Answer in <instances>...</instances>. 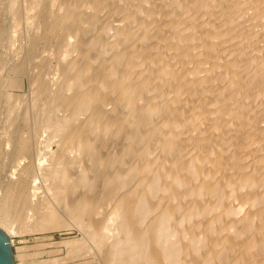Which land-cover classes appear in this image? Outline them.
Returning a JSON list of instances; mask_svg holds the SVG:
<instances>
[{
  "label": "bare ground",
  "instance_id": "obj_1",
  "mask_svg": "<svg viewBox=\"0 0 264 264\" xmlns=\"http://www.w3.org/2000/svg\"><path fill=\"white\" fill-rule=\"evenodd\" d=\"M38 3H25V13L32 10L38 18L30 24L35 33L31 39L29 29L22 37L13 36V45L20 37L26 49L35 36L51 31L54 11L52 26L47 29L46 23L43 32L41 23L49 15L41 16L40 23L33 13ZM52 5L63 14L61 20L55 16L60 25L56 19L47 39L52 36L72 55L89 38L84 39L86 29L99 25L94 38L89 32L97 41L88 42L102 47L96 46L99 55L95 48L96 53L88 50V42L86 51L77 49L83 54L77 51L68 57L61 50L68 58L62 56L54 66L60 81L54 77L48 86L42 84L47 86L43 99L49 110L43 113L60 109L62 114L59 111L55 124L48 121L54 131L44 144L50 155L44 152L52 160H41L45 155L38 145L42 155L33 153V167L53 180L47 190L56 200L51 204L47 198L45 202L36 194H24L32 206L26 204L29 209L22 214L20 206L15 207L20 200L7 187L0 198V227L12 244L18 232L74 226L84 235L70 241L69 259L92 255L102 264H264V0H56ZM116 13L124 18L120 21ZM13 72L7 85L22 92H7V97L25 98L26 83L30 91L36 78L32 82L20 68ZM63 92L68 93L60 98ZM85 111H90L88 117L74 122ZM59 131V143L70 152L68 160L51 145ZM101 133L112 145L122 139L118 143L123 149L116 143L122 150L112 151L114 146H108L107 137L101 140ZM23 137L20 143L7 139L6 145L27 149L30 137ZM104 147L106 152L111 148L108 155ZM86 156L91 163L84 161L83 166ZM73 163L80 166L79 174ZM108 164L112 170L104 173ZM99 166L105 168L101 171ZM98 177L104 188L91 193ZM78 184L82 192L76 191L82 188ZM107 196L112 206L105 203ZM21 249H15V256L24 259Z\"/></svg>",
  "mask_w": 264,
  "mask_h": 264
},
{
  "label": "rangeland",
  "instance_id": "obj_2",
  "mask_svg": "<svg viewBox=\"0 0 264 264\" xmlns=\"http://www.w3.org/2000/svg\"><path fill=\"white\" fill-rule=\"evenodd\" d=\"M11 1L12 0H0V4L2 5V9L0 11V198L2 197L3 192H4V190L7 187L10 188V189H12V190H14V191H12V190L11 191L14 192L16 199L18 198L20 200V201H18L19 203L17 202L19 205L17 204V205H15V207L16 208H17V206L18 207L19 206L22 207L21 209H20V207H19V209L17 208V210L21 211L20 213L24 214L25 211H26L25 209H27L28 207L30 208L32 206L31 205V202H30V199H29V196H27L28 199L27 198L25 199V196L26 195L24 196V194H27L28 193L31 196H33V194H34V196L37 195L36 198H39V197L41 199L44 198V199H42L44 201L47 198V200H49L48 202H50L51 204L53 203L52 202V198L53 199L55 198L53 196V192H51V191L49 192V190H47V188L50 189V187H52L53 183L52 184H49V183L53 182V180L52 179H50V180L49 179H46L44 176H41L40 174H37V172H35L36 169H34V167H33V166L36 167V161H35L36 160V157H35L36 154L35 153H37L39 155L42 153L43 154V155L41 154L42 156H44V155L47 156V158L45 156L44 157H41V160L46 161V159H48L47 161H50L49 159H51V156L48 158V155H50V153H48L49 152L48 151V147H47V145L45 146L44 144H45V142L48 139L49 133L51 132L53 134V132H52V131H54L53 125L57 122V119H55V118H57L60 115V112L59 111H61L59 109L61 106L60 107L57 106L59 110L56 108L55 110H58L56 113H54V112L53 113H50L49 112V114H46L45 115V113H47L49 111L48 109L46 110V107H45L46 105L44 104L45 99H46V96H47L45 87L47 88L48 82L50 80H54L55 81V79L57 78L60 81V77H57L56 76L58 74L54 71L56 69V68L54 69V66H57L55 64L58 63V60L59 61L61 60L60 58H63L64 57L63 59H65V57H67L68 54H69L68 57H70L72 55L77 54L78 52L79 53L80 52L81 53L82 52L84 53V51H86V49L84 50V48H87V47H88V50L89 49H91V50L93 49L94 52L97 50L96 52L98 54V49L100 50V48L102 46L100 47V44L101 43H98V42L96 44L94 43L95 45L92 44L93 46H91V43L94 42L98 38L97 37L95 40L93 39L95 37L94 32L96 30H97L96 32H98V29H99V28L96 29V27H99V25H96L95 28L94 27L93 28L91 27L92 30L94 29L93 32H91L92 31L91 28H90V31H89V29L88 30L86 29V32L88 31V33L85 32L87 35L85 36L83 34V36H85V38L84 37L83 38L85 40H86V37L87 36L89 38L87 37L88 38L87 41L85 43H83V44L85 45L88 41H90L91 43L88 42L89 45L87 46V44H88L87 43L86 44L87 47H84V45L82 46V44H81V46H78L77 45L78 48L79 47H81V48L83 47V49L79 48V50L81 49V50H84V51H78L77 50L78 48H77L76 50H74V52H76V53H74L73 50L71 51V52L74 53V54L71 53L72 55H70V53H69L70 51L68 52V50H69L68 47H64L65 50L63 48H60V46L56 44L55 38H53L52 36H50V37H52V39L50 37H48V39H50V40H48L47 39V36L50 35V33L52 32V30L54 31L55 26H56V24L53 23V22H55V20L57 18H60V20H61V17H59V16L60 15L62 16V14H63L62 10L63 9H59L58 10L59 13L57 14V12H58L57 11V8H59L57 5H55L57 7L54 6L55 8L53 7V5H52V8H50L51 7L50 5L51 4H54L56 0H53L54 2L48 0L49 2H51V4L50 3L48 4L46 2L47 0H45V1L43 0V2L41 0H39V2H41V4L38 3L39 4L38 5L39 6V10L42 11L43 14H42V12L39 13L38 12L39 10L37 8L33 11V13L34 14H36V13L38 14V15L37 14L36 15L39 16L40 23L44 19V18L42 19L41 16L45 17V16L49 15V16L45 17V18H47L46 20L44 19L42 21L43 23H41V24H45V25H42L43 27H41V30H42V28H44V26H46V23H48V22L50 23L51 22V20L53 18L52 17L53 14H51L52 11H54L53 12L54 13V18L53 19H55V20L54 21L52 20L51 23L53 24V27L54 28L51 27L52 26L51 23L50 24L48 23V25L45 28L48 29V28L51 27L49 29L51 31H48L49 33L47 31L45 33H43L46 29L44 28V30H42L43 31L42 32L43 35H45V38L44 39H47L46 42L48 43V45H47V43L44 42L45 40L43 38H41V37H44V36L41 33H39V35L41 34L42 36L40 35V37H38V36L37 37L36 36L34 37L36 44H35V42L33 40V44H32V42H29V44H30L29 47H27L26 49H23L22 46H21V44H20V41L22 39L20 37H22V34L25 35L26 31L29 29L28 30V33L30 31V33H29L30 36H31L30 39L32 38V35H33V33H35V31L33 29L34 27H32V29L30 28V24H31V21H32V24L35 23L38 18H36L35 16H33L32 10H30L31 12H29V13L27 12V14H28L29 17L25 13L27 11V7L26 6H28V4L31 1H33V0H27V1H25V0H16V2H15L14 5H11V3H10ZM76 1H78V0H76ZM43 4H45V5H43ZM24 7H26L25 8L26 10L24 9ZM47 7H49L51 9V10L49 9L50 10L49 13L47 12L48 11L47 10ZM65 11H67V9ZM44 12H45V14H44ZM46 13H48V14H46ZM117 15H118V17H116ZM25 16H27V17H25ZM116 16H115V14H113V17H114L113 18L112 17V14L110 15V17H112L113 20L115 19V17L117 19L124 18L123 17V14H120V17H119V14L116 13ZM15 17H16V19H15ZM48 17H50V19H48ZM117 19H115L116 22L120 20V19L119 20H117ZM26 20H28V22L30 20L29 25H27L28 22ZM58 20L59 19H57L56 21H58ZM16 21H17V23H16ZM14 22L16 24H18V25L16 26V24H14ZM58 24L60 25L59 21H58ZM60 32L62 33V29L60 30ZM89 32L91 34L93 33V38L91 37L92 35ZM31 33H32V35H31ZM18 35L20 36V37H18L19 40L16 41V45H13L11 43L12 42L11 39H12L13 36H18ZM90 37L93 39L92 41H91V38ZM36 38L38 40H36ZM39 39H41V40H39ZM42 43H43L44 46L48 47V49L46 47H44L42 45ZM37 44H39V47H38ZM40 44H41V46H40ZM52 44H56L57 46H59V48L58 47H57L58 49L55 48L56 45H52ZM97 44H99V47L100 48L97 46ZM33 45L35 47H38V48H34ZM89 46L92 47V48H90ZM96 46L98 47V49H96L97 48ZM51 48H53V49H51ZM94 48L96 50H94ZM35 49H37V51ZM39 50L40 51L43 50V51L40 52ZM55 50L57 52H55ZM61 50H62V52L64 51V53L67 51L68 54L67 53L66 54L62 53ZM93 51L91 53H94ZM37 52L38 53L40 52V53L38 54ZM58 52L61 55L60 54L58 55ZM95 53H94V56L96 55ZM62 54H64V55H62ZM44 55H47V56L49 55L48 57L50 59L47 56H44ZM98 55H96V56H98ZM37 56H38V58L40 57V60L41 59L43 60L44 58H46V59H44V61H38L39 59L37 58ZM42 57H44V58H42ZM23 58L25 60L21 61ZM45 60H48V61H45ZM47 62L50 65L46 64ZM22 66H23V69H22ZM15 68H17V69L20 68L21 70H24V73H26V77L29 76L31 78V81L32 82H33L34 78H36L34 80L35 82H33V83H36V84L33 85V83H31L32 84V89L31 90H32V92L34 91L33 93L35 95H33V93L30 92L31 90L28 91V85H29V83L27 82L26 83V92H27V95L25 96V98H16L15 97L14 99H11L10 100V98L7 97L8 96L7 95V92L8 93H12V94H16V95L19 92H22V91H19L16 88H12V87H10V86L7 85V81L6 80L11 75H13V73H14L13 72V69H15ZM32 77H33V79H32ZM54 77H55V79H53ZM36 80H38V81L36 82ZM39 81L40 82H43V83H38ZM37 84H40L39 87H38ZM42 84H46L47 86H44ZM33 86L34 87L37 86V88L33 90ZM36 91H37V93H35ZM41 91H43V92H41ZM62 91H63V89H62ZM64 93L67 94L68 92H63L61 94L60 98H62V96L64 97V95H66ZM43 98H45V99H43ZM38 99L39 100L41 99V100L39 101ZM35 100L36 101L38 100V101L35 102ZM57 105H63V104H57ZM119 107H121V109L118 108L120 111H125V110H122V109H125V107H123V106H119ZM42 110L45 113H43ZM41 111L43 113L42 118L44 120L47 118L46 119L47 121H44L42 118H41V120H43L44 122H47L48 123L49 118H50V121H49L50 124H52L51 122L54 120L53 121L54 124L52 126L50 125L51 126V129H50L49 123L48 124L47 123L45 124V125H48V127H47V128H49L48 129V132H45L46 126L44 125V122L43 121L39 122L40 117L42 115ZM87 112H90V111H87ZM87 112L86 111H85V113L80 112L82 114L79 113L78 117H76L74 119V122H76L75 120L77 118H79V122H81L82 119H86V117H88L87 114H89ZM50 114H52V115L55 114V117L54 116H50ZM61 114H62V111H61ZM44 116H46V118ZM37 123H38L39 127L37 126ZM41 123L44 126H42ZM37 127L40 128V130H41L40 132H39V129ZM36 128H37V130H36ZM35 130L38 131L39 133L36 132ZM57 133H59V134H57ZM57 133H56V136L53 137L54 139H53V142H52L51 145L54 146V147L52 146L53 149H57L58 148L57 151L59 150V153L61 152V154H60L61 156L63 155L62 152H64V154L66 156L63 155L64 157L62 156L61 158H64L65 159V157H66L65 160H68V157H69V153L70 152L68 153L67 151L69 149L67 151L65 150V149L68 148V147H66V145H63V146L66 147V148L64 147V149H62L64 151H62L60 149V148H63V146L61 145V142H62L61 141L62 140V133L60 131L57 132ZM37 135H38V137H37ZM45 135H46V137H45ZM22 136H25V137H23L25 139H26V136H29L30 137V138H27L26 139L27 141H30V142H28V145L29 146H31V144L34 145L35 142H36V145L37 146L28 147V145H27V149H30V153L32 154L33 157H31V154L28 152L29 150L28 151H27V149H21L20 150L19 148H15L14 147L16 145L11 146L15 142L16 143L22 142L24 140V139L21 138ZM33 136L34 137L36 136L35 137V140L33 139ZM99 136H100V139L101 140L103 139V137H104L105 140L108 138V136H106L107 138L105 136H103L102 133ZM20 138L22 139V141H21ZM40 138H42V139H40ZM43 138H45L44 141H43ZM7 139L12 140V142L14 141L13 143L11 142V145H10L11 146V149H10V147L8 145H6L7 144ZM31 139H33L34 142ZM36 139H37V141H36ZM40 140H41V142H40ZM108 140H106L107 143L108 142L111 143V140L112 139L110 140V138H108ZM59 141H61V142L59 143ZM114 141L115 142L112 141V143L114 145L108 143V146H110V145H111L110 147L114 146V147H112V149H113L112 151H114V149L118 150L120 147L122 148V146H120V145H122V143L119 144L120 142H123L122 139L121 140H118V141H120L119 143H118L117 140H114ZM38 142H40V144H37ZM116 143H117L118 146H120V147L117 146L118 149L115 146ZM38 145H39V148H38ZM7 146H8V148H7ZM43 146H45V148ZM58 146L59 147L61 146V147L59 148ZM100 146H101V144H100ZM46 147H47V149H46ZM110 147H108V151H111V148ZM33 148H35V151L36 152L32 151V150H34ZM37 148H38V150L41 153L37 150ZM100 148L103 149L102 146ZM105 148L106 147H104V150H105ZM121 148L119 149L120 151L123 149V148L122 149ZM102 149H101V151L103 152L104 150H102ZM22 150H25L24 153L23 152L20 153ZM41 150H43V151H41ZM106 150H105L104 154L105 155L106 154L108 155L109 152L107 151L108 152L107 153ZM44 151H46L48 155ZM65 151H66V153H68V156L65 153ZM25 152H27V153L25 154ZM28 153L30 154V157L32 158V160L35 161L33 163H30V164H33V165H30L29 164V162L30 161L32 162V160L30 159V157H28L29 156ZM74 155L72 156V158L74 157ZM76 155H78V154H76ZM83 156L85 157V154H83ZM130 156H131V158H130ZM130 156H129V158L132 159V155H130ZM84 157H83V162L84 161L87 162L88 161V159H87L88 157L86 156V159ZM72 158H69V160H71ZM129 158H128V161L130 160ZM64 159H62V160H64ZM76 160H77V158H76ZM78 162L75 161L74 163L79 164ZM86 162H84L83 166L85 165ZM87 163L90 164L91 161H90V163H89V161ZM109 164L105 166L108 169L105 168V167H104L105 169L103 167L100 168L101 166H99L98 170L101 169V171H102L104 169L103 172L105 173V170H108L109 171L110 170L109 168H111L112 165H114L113 168L117 166V164L113 163L111 165V167H110ZM79 165H81V168L83 167L82 164H81V161H80V164ZM79 165H78V167H77L76 164L73 165V169H75L77 167L75 169V171H76L77 174H79L78 173L79 171L77 169L78 168L81 169ZM111 170H112V168H111ZM92 171L90 172L91 174L93 173ZM101 171H96V173L98 172V173L102 174ZM106 173H107V171H106ZM100 174H97V176H99ZM103 174L100 175V176H103ZM97 179H99L98 182H100V183L97 182ZM101 179H102L101 177L95 178L96 181H93V182H94L95 186L97 185V188L94 189V187H95V186L93 187L94 184L93 185L91 184L93 188L90 187L91 188V189L89 188L90 191L92 190L94 193L97 191L96 193H98V186L103 187L102 186L103 184L101 182L102 181ZM47 180H49V181H47ZM100 184H102V185H100ZM80 185L81 184H78L79 187H82L81 189H79V188L78 189L75 188V189H76V191L78 190V191L82 192V190L84 188H83V186H80ZM28 188H29V190H28ZM72 189H74V188H72ZM101 189L99 191H101ZM20 190H21V192H23L22 195H20L21 193H19ZM30 191H31V193H30ZM32 191H34V192L32 193ZM92 191H91V193H92ZM16 192L19 193V194L16 195ZM80 192H77V193H80ZM47 193H48V195L50 197H51V194H52L51 199H48L49 196H47ZM18 195L20 197H18ZM94 195H96V194H94ZM112 196L114 197V195H112V194L110 195L111 201L113 202ZM21 197L22 198L24 197V199H22ZM110 197L109 196L106 197L105 203L107 202V200L109 201V203L111 202L110 201ZM22 200H24L26 203L25 204L24 203H21ZM26 200H28V202ZM55 200L56 199H54L53 201H55ZM112 202H111V206H112ZM20 203L22 204V206H21ZM23 204L25 206H23ZM26 204H27L28 207L26 206ZM61 204H62L63 209H64L65 207H64L63 203H60V205L59 204H56V205L57 206L59 205L60 208L62 209ZM46 205H48V204L46 203ZM105 205H104V207H105ZM59 206H58V208H59ZM107 206H109V205H106V207ZM111 206H109L107 208H110ZM25 207H27V208H25ZM63 209L61 210L62 212L64 211ZM17 210H16V212H17ZM104 210H105V208H104ZM105 211H107V209ZM100 214H102L101 216H104L105 215V212L104 213H100ZM67 227H64V228L63 227L62 228H59V227H57V228H47V229H44V230H38V231H33V232H25V233H19L18 232L16 234H14V236H13V240H14L13 245H14V248L16 249L17 247H22L23 249H21V251H23L26 254V256H25L24 259L20 258L19 256L18 257L16 256V262H17V264H95V263L96 264H102L103 263V262H101L102 259H100V257H98V256L95 257V258L92 255L91 256H87V257H84V256H82V257H76V258H72V259H69L70 257L68 258V255H67L68 253L67 252L69 251V249H70V247L72 245L70 241L72 239H74V240H77V239L80 240V238L82 239V235H84V234H82V232H80V230L77 229L74 226H69L68 228ZM65 257L67 258V261H62L61 259L65 258ZM66 258H65V260H66ZM55 259H58V260L56 261ZM23 260H24V263L22 262ZM99 260H100V262H99ZM33 261H34V263H31Z\"/></svg>",
  "mask_w": 264,
  "mask_h": 264
},
{
  "label": "water",
  "instance_id": "obj_3",
  "mask_svg": "<svg viewBox=\"0 0 264 264\" xmlns=\"http://www.w3.org/2000/svg\"><path fill=\"white\" fill-rule=\"evenodd\" d=\"M0 264H17L9 235L0 227Z\"/></svg>",
  "mask_w": 264,
  "mask_h": 264
}]
</instances>
